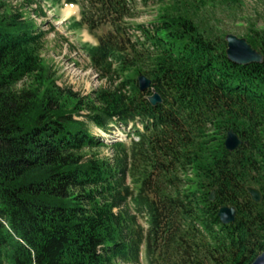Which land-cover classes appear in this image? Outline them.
<instances>
[{
    "label": "trees",
    "instance_id": "obj_1",
    "mask_svg": "<svg viewBox=\"0 0 264 264\" xmlns=\"http://www.w3.org/2000/svg\"><path fill=\"white\" fill-rule=\"evenodd\" d=\"M179 1L66 0L105 81L84 95L57 83L43 55L55 27L32 18L63 1L0 0V264H143V251L146 264H251L264 251V28L248 36L263 61L238 64ZM113 125L131 139L98 136Z\"/></svg>",
    "mask_w": 264,
    "mask_h": 264
},
{
    "label": "rangeland",
    "instance_id": "obj_2",
    "mask_svg": "<svg viewBox=\"0 0 264 264\" xmlns=\"http://www.w3.org/2000/svg\"><path fill=\"white\" fill-rule=\"evenodd\" d=\"M63 3L59 7H45L47 15L38 18L39 23H44V29H49L54 25L55 29L47 36L44 57L57 71V83L61 86L71 87L81 94H88L104 82L98 78L97 73L90 67L86 53L81 45L84 42L95 43L96 38L85 29L80 32L70 31L65 23L71 16L79 15V6L72 3ZM172 3L174 0H164ZM179 1V0H177ZM179 4H186L196 14V20L207 28L208 31L221 33L224 37L228 33H233L239 37L247 39L250 43L249 34L252 31L253 23L256 29L264 28V0H180ZM157 6L152 1L145 5L139 4V15L136 23H147L156 15ZM56 11V12H55ZM58 16V17H56ZM35 16L32 15V18ZM98 131V130H96ZM122 128L120 125H113L112 130L107 134L98 132V136L110 143L115 139H120ZM104 154H110L109 148L103 149ZM143 264H146L144 251L142 253Z\"/></svg>",
    "mask_w": 264,
    "mask_h": 264
},
{
    "label": "water",
    "instance_id": "obj_3",
    "mask_svg": "<svg viewBox=\"0 0 264 264\" xmlns=\"http://www.w3.org/2000/svg\"><path fill=\"white\" fill-rule=\"evenodd\" d=\"M226 41V52L228 58L235 63L238 64H248L253 62H262L263 54L256 48H253L251 43L247 41V39L239 37L233 33H228L225 36ZM138 83L140 90H146L151 88V79L146 77L145 75H141L138 77ZM149 101L153 105L162 102L161 96L154 92L151 96H149ZM243 140L239 137V135L233 130L230 129L226 135L225 146L229 151H235L241 146ZM247 191L251 195L252 199L255 202H260L263 198L262 192L260 189L254 186H248ZM215 198V193L212 192L210 195V199ZM218 216L222 223L230 224L236 220L237 216V208L233 204L231 206L224 205L219 208ZM251 264H264V251L261 252L252 262Z\"/></svg>",
    "mask_w": 264,
    "mask_h": 264
},
{
    "label": "bare ground",
    "instance_id": "obj_4",
    "mask_svg": "<svg viewBox=\"0 0 264 264\" xmlns=\"http://www.w3.org/2000/svg\"><path fill=\"white\" fill-rule=\"evenodd\" d=\"M33 16H35V15H33ZM35 18H36V16H35ZM99 131H101V130H99ZM99 131H98V132H99ZM123 133H124V132H123ZM101 134H104V132H103V131H101Z\"/></svg>",
    "mask_w": 264,
    "mask_h": 264
}]
</instances>
